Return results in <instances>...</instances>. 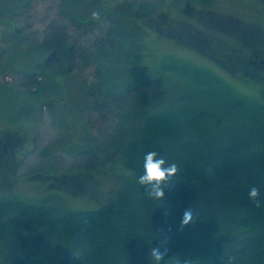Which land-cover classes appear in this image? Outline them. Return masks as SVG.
<instances>
[{
  "label": "trees",
  "instance_id": "16d2710c",
  "mask_svg": "<svg viewBox=\"0 0 264 264\" xmlns=\"http://www.w3.org/2000/svg\"><path fill=\"white\" fill-rule=\"evenodd\" d=\"M123 11L101 14L113 17L102 39H94L98 80L87 87L90 105L105 109L111 104L116 119L106 144L99 148L97 141L88 158L92 165L110 164L121 172L120 183L103 204L89 209L1 197L3 262L44 264L45 256L61 253L78 264H153L150 251L156 247L167 249L161 264H264V111L218 85L245 109L241 116L227 112L220 120L223 111H208L209 105L198 101L190 105L188 74L180 71L171 84L165 79L163 73L174 68L170 65L144 78H127L121 68L140 54L130 56L120 45L137 42L144 29L133 19L150 18L153 9L128 6ZM81 16L75 18L78 26L96 22L92 15ZM135 29L132 35L129 30ZM37 50L39 66L34 60L30 75L25 72L33 82L47 77L50 64L59 72L72 66L77 52L85 62L89 56L70 40L65 24L50 27ZM36 83L35 93L42 87ZM151 151L178 166L162 203L137 182L143 157ZM252 186L260 190V207L248 197ZM190 207L195 223L181 227ZM81 242L87 243L86 251Z\"/></svg>",
  "mask_w": 264,
  "mask_h": 264
},
{
  "label": "rangeland",
  "instance_id": "374dc122",
  "mask_svg": "<svg viewBox=\"0 0 264 264\" xmlns=\"http://www.w3.org/2000/svg\"><path fill=\"white\" fill-rule=\"evenodd\" d=\"M147 5L153 16L133 19L143 27L142 35L120 45L130 56L140 54L121 68L127 78H144L170 65L176 72L165 71V79L171 84L180 71L188 74L190 105L198 101L209 105L208 111H223L220 120L227 112L241 116L245 110L221 87L264 111V0H0V135L20 138L10 159L14 173L0 165V198L89 209L103 204L120 183L121 172L110 164L92 165L88 158L97 141L99 148L106 144L116 120L111 104L105 109L90 105L87 91L98 80L94 39H102L113 15L84 27L75 18ZM55 24L66 25L70 40L89 55L87 62L77 52L71 67L58 72L50 64L47 77L33 82L28 72L34 60L39 66L37 49ZM36 81L42 87L35 93ZM0 264H5L1 255ZM44 264L78 261L60 253L45 256Z\"/></svg>",
  "mask_w": 264,
  "mask_h": 264
},
{
  "label": "clouds",
  "instance_id": "9594fccd",
  "mask_svg": "<svg viewBox=\"0 0 264 264\" xmlns=\"http://www.w3.org/2000/svg\"><path fill=\"white\" fill-rule=\"evenodd\" d=\"M91 19L99 22L102 19L98 11L92 13ZM178 172V166L175 163H167L165 158L159 156L157 152L151 151L143 157V172L139 175L137 182L143 186L150 198L159 200L161 203L164 200V189L170 188L174 183V177ZM248 197L254 201L257 207L261 206L260 190L256 186H252L248 191ZM193 208L186 210L181 218L180 226L184 227L195 223L196 217L193 216ZM81 251H86L88 245L86 242H81L79 245ZM167 249L153 247L150 251L153 264H161ZM230 264V261H229Z\"/></svg>",
  "mask_w": 264,
  "mask_h": 264
},
{
  "label": "flooded vegetation",
  "instance_id": "af4514ba",
  "mask_svg": "<svg viewBox=\"0 0 264 264\" xmlns=\"http://www.w3.org/2000/svg\"><path fill=\"white\" fill-rule=\"evenodd\" d=\"M15 140V142H14ZM19 137H14L13 135H0V165L7 164L10 166V172L14 173L13 168L10 165V159H13L12 152L14 147L18 145ZM12 169V170H11Z\"/></svg>",
  "mask_w": 264,
  "mask_h": 264
}]
</instances>
